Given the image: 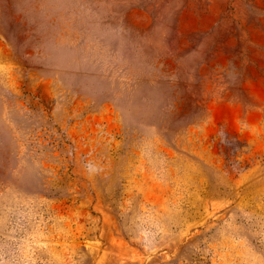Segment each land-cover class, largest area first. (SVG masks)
I'll use <instances>...</instances> for the list:
<instances>
[{"label": "rangeland", "instance_id": "1", "mask_svg": "<svg viewBox=\"0 0 264 264\" xmlns=\"http://www.w3.org/2000/svg\"><path fill=\"white\" fill-rule=\"evenodd\" d=\"M0 264H264V0H0Z\"/></svg>", "mask_w": 264, "mask_h": 264}]
</instances>
